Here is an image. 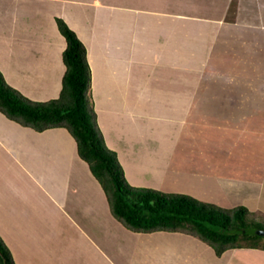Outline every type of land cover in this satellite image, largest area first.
Listing matches in <instances>:
<instances>
[{"label": "crops", "instance_id": "obj_1", "mask_svg": "<svg viewBox=\"0 0 264 264\" xmlns=\"http://www.w3.org/2000/svg\"><path fill=\"white\" fill-rule=\"evenodd\" d=\"M7 1L0 0V71L11 86L33 100L58 95L65 39L54 17H62L86 47L96 121L130 184L201 200L208 186L218 192L212 201L218 203L222 189L209 186L231 191L227 184L234 183L240 204L247 201L248 210L264 216V173L260 181L242 175L224 181L226 172L212 173L209 158L189 154L214 107L195 102L197 92H251L252 83L263 92L264 0H43L42 8H50L40 10L48 21L40 31L19 0ZM71 5H80L82 21L67 19ZM24 32L34 36L31 42H17ZM223 110L233 111L229 105ZM87 186L93 199L76 204L78 188L87 192ZM115 223L123 227L65 128L36 131L0 112V236L16 264H35L32 245L48 264H264L261 247L216 255L190 234L125 227L121 234Z\"/></svg>", "mask_w": 264, "mask_h": 264}, {"label": "trees", "instance_id": "obj_2", "mask_svg": "<svg viewBox=\"0 0 264 264\" xmlns=\"http://www.w3.org/2000/svg\"><path fill=\"white\" fill-rule=\"evenodd\" d=\"M65 39V66L56 97L33 100L11 86L0 71V112L36 131L62 127L73 137L78 156L100 184L112 216L133 232H182L197 237L220 255L234 247L264 248L263 220L249 218L243 204L224 207L188 193L130 184L116 152L106 146L89 97L86 47L60 16L54 17ZM0 264H16L0 236Z\"/></svg>", "mask_w": 264, "mask_h": 264}, {"label": "rangeland", "instance_id": "obj_3", "mask_svg": "<svg viewBox=\"0 0 264 264\" xmlns=\"http://www.w3.org/2000/svg\"><path fill=\"white\" fill-rule=\"evenodd\" d=\"M14 3L17 2L11 3V1L8 0L6 2V5H10V4L14 5ZM17 4L20 6L19 8H23L22 10L23 12L24 11L27 12V15L29 17L27 18L28 21L35 20L36 31L40 29L39 25H44V26L48 25L46 16H44V14L41 15L42 11L40 12V10H46L48 7L46 6V8L43 9L45 6L43 5L45 4L43 0H26L24 2L19 0ZM79 7L80 5H71V9L66 10V12H68V14L66 13L67 19H70L68 17L70 15L72 17L76 16V18L79 19L78 20L79 22L82 21V19L84 18L82 16L84 11L81 10ZM48 8H50V4ZM164 11L165 10H163V12ZM114 12H116L120 18V12L118 11H114ZM39 19H41V21H39ZM28 25H31V23H29ZM23 27L26 26L24 25ZM17 36H18L17 42L20 43L21 42L29 43L31 42L32 38H34L32 34H28L27 32L20 33ZM8 37L10 39V35H8ZM2 42L0 43V45H2ZM215 68L217 73H220L222 71V60L221 62L219 61V64H217ZM258 83L260 84V80L258 81ZM250 87L252 89L251 92H222V89L219 88L213 89L212 87L210 88L211 91L205 92L204 90V92H197V96L195 97V102L199 100V102L202 104L203 101L207 104L212 103V106L214 107H216V105L214 104H216L217 101L222 100L221 101L222 107H219L220 111L218 109L214 111V107L210 108L209 113L204 121L206 125L203 126V128L199 127L197 129L198 131L196 130V134L193 135L192 137L194 140H196V142L193 144L194 145L193 149L192 148L189 149V154L190 156L193 157L197 155H201L197 157L198 159H200V157L203 158L204 156L205 158L204 161H206L207 158H209L208 168L211 169L212 173L216 171V174L219 177H222V174L226 172L227 174L226 177L225 176L222 177V180L224 181L230 179L227 177L236 176V175L238 176L242 175L243 177L247 176L252 181H258V180L260 181V179H262V174L264 173V87L262 88L263 92H260V90L257 92L258 88L257 86H254L253 83L250 84ZM189 93L191 95L192 92ZM89 97L91 100L90 91H89ZM227 105H229L230 108L233 110L232 112L229 113L228 111V113H226L223 110V108L226 107ZM161 113L162 112L160 113L157 112L158 115H160ZM216 122L217 124H215ZM157 127H161V125L157 124ZM222 133H224L225 135H222ZM204 136L205 139H202L204 138ZM206 168L207 167H204V169ZM212 176L210 173L209 178H206L208 179V182H210L213 179ZM202 177H207V175H205L204 173ZM198 180L196 181V189L201 188L202 190L204 186ZM70 182L74 184L73 180ZM75 184L77 183L75 182ZM234 185H235L234 183L227 184V187H230L231 191L229 190L224 191L225 189L223 188V186L222 187L216 185L209 186L210 189H217V190L220 188L222 189L221 191L222 199H219L222 203L218 202L216 204H218L219 206L230 207L233 205H239L240 202H243L244 198L241 199L239 196L235 194L236 186ZM79 186H81V184H79ZM88 188L90 187L87 186V192H80V188H78L79 193H77L76 196H79L78 198H80V200L76 201L75 202L76 204L83 203V205L86 206L88 203L89 205V202H91L93 196L92 193H89L90 189ZM206 190L208 191L206 192L207 196L205 195V197H203L202 200L212 202L214 199H218L217 191L211 192L210 190H208V186H206ZM69 195H71V193H69ZM245 203L248 204L247 201ZM245 203L242 204L244 205ZM69 205H71L70 200L68 201L66 208H68ZM77 215H78V210H77ZM249 216H250L249 218L252 217V218H257L259 220H264V216H262L261 213H255L254 211H250ZM108 222H110V219H108ZM115 224L119 226L116 227V230H118L117 232L121 234L124 233L125 229H123V227H121L118 223ZM262 225L264 226V223H262ZM125 232L128 231L125 230ZM167 233L169 232H166V234ZM35 249L37 250L40 248L38 246L35 248L34 245L30 247V251L32 252L31 259L35 261L34 263L48 264L47 258L44 260L41 258V256L35 254L37 252ZM120 259L122 260L123 258ZM149 260L152 259L149 258Z\"/></svg>", "mask_w": 264, "mask_h": 264}, {"label": "water", "instance_id": "obj_4", "mask_svg": "<svg viewBox=\"0 0 264 264\" xmlns=\"http://www.w3.org/2000/svg\"><path fill=\"white\" fill-rule=\"evenodd\" d=\"M257 233H258V234H261V235L264 236V229H258V230H257Z\"/></svg>", "mask_w": 264, "mask_h": 264}]
</instances>
